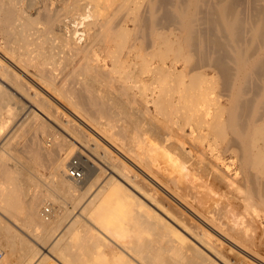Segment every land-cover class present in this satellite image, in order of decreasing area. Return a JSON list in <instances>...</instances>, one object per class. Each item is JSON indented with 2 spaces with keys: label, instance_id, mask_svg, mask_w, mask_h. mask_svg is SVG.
Returning a JSON list of instances; mask_svg holds the SVG:
<instances>
[{
  "label": "bare ground",
  "instance_id": "obj_1",
  "mask_svg": "<svg viewBox=\"0 0 264 264\" xmlns=\"http://www.w3.org/2000/svg\"><path fill=\"white\" fill-rule=\"evenodd\" d=\"M49 1L0 0V201L9 207L0 205V213L14 217L25 201L22 226L42 231L39 242L28 235L29 242L0 217V264H264V221L256 217L258 208L264 213V0H152L136 8L132 41L113 21L119 0ZM166 26L173 38L152 36ZM105 30L113 34L105 47L112 67L127 63L146 76L99 93L109 64L94 60L92 50ZM122 47L128 51L118 55ZM168 50L184 54L183 69L164 57ZM25 76L73 114L95 107L93 122L107 114L126 122L120 134L87 123L99 139L91 136L92 156L78 158L82 179L68 170L74 140L89 143V135L78 122L58 123L57 102L33 92ZM139 89L163 116L186 100L189 120H215L218 134H203L200 125L189 134H127L135 120L124 118L130 112L121 98L135 100ZM19 150L26 153L16 156ZM32 160L50 169V181ZM44 192L53 202L45 203Z\"/></svg>",
  "mask_w": 264,
  "mask_h": 264
},
{
  "label": "rangeland",
  "instance_id": "obj_2",
  "mask_svg": "<svg viewBox=\"0 0 264 264\" xmlns=\"http://www.w3.org/2000/svg\"><path fill=\"white\" fill-rule=\"evenodd\" d=\"M51 1V2H50ZM49 2H50V6L52 5L53 7H58V6H60V4H61V2H58V0L56 1V0H50ZM53 1V2H52ZM60 1V0H59ZM123 1V2H122ZM151 1L152 0H119V2H121L120 3V5L122 6H120L119 7V9L115 12V14L113 15V21L114 22H118L117 23V25H116V30H119V29H121V28H127L128 30H129V33H128V35H127V39L129 40V41H132L133 40V38H135V36H137L138 34H137V30H136V25H135V21H134V16H135V13H136V8L140 11V12H142V11H144V9L146 8V7H148L149 8V4H151ZM139 2V3H138ZM155 2L156 3H159L158 2V0H155ZM147 3H148V5H147ZM56 4V5H55ZM146 4V5H145ZM40 5V4H39ZM159 5V4H158ZM138 7H140V8H138ZM141 9V10H140ZM83 10V9H82ZM81 10V11H82ZM30 11H32V12H30V13H33V14H36V11L34 10V9H31ZM81 11H79V12H81ZM147 13H150L149 12V10H148V12ZM66 14H68L67 12H62V17H60V20H61V18H65V17H67L66 16ZM130 14H133V15H130ZM59 24H60V22H59ZM40 26H43L42 24L40 25ZM156 29V30H155ZM155 29L153 28L150 32L152 33V36H160V35H162V36H164V37H170V38H173L174 37V34H173V32H175V29H174V27H172V26H166V27H155ZM115 30V31H116ZM154 31V32H153ZM135 35V36H134ZM1 36L2 35H0V43H3V39L1 38ZM111 37H113V34L112 33H109V31L108 30H105L104 32H103V34L101 35V37H100V39H99V41L101 40V44L98 46V44H97V46L92 50L93 52H92V54H93V58H94V60H96L95 58H97V60L101 63H103V61L104 62H107L108 64H109V67L107 68V74H108V76L110 77L109 78V81L108 82H106V81H104L103 83V85H100V84H96L95 85V89H97V91L99 92V93H101L102 91H101V89H103V87H105L106 89H109V88H111V86H126V87H128V86H134L135 85V83H134V81L135 80H141L144 76H146L145 75V71H140V73H137V74H135V73H132V70H135V69H133V66L132 67H130V65L129 64H125L124 66H118L117 68H114V67H112V60L110 59V58H108L107 57V55L109 54V51H107V50H105L106 48V44L108 45V43L112 40L111 39ZM44 38V37H43ZM103 44V45H102ZM123 51V52H122ZM128 50H127V47H122L120 50H118V51H116L117 52V54H118V52H119V54L118 55H120L121 53H122V55L124 54V53H126ZM96 52V53H95ZM166 53V54H165ZM164 53V57L165 58H167V60H168V62L169 61H171L172 59H174V58H176V55L173 53V52H170L169 50H168V53L167 52H165ZM100 54V55H99ZM95 56V57H94ZM98 56V57H97ZM167 56V57H166ZM181 56V57H180ZM180 56L179 57H177L176 59H178L179 60V66H180V69H183V66H184V64H185V59H184V54H180ZM102 57V58H101ZM0 59H2V58H0ZM183 59V60H182ZM4 60V59H3ZM103 60V61H102ZM156 60L158 61V57H156ZM181 60V61H180ZM98 61H96V62H98ZM95 62V61H94ZM79 64H80V61H79ZM128 65V66H127ZM113 68V69H112ZM113 70H115V71H113ZM131 74H133V75H131ZM135 74V75H134ZM138 74H140V75H138ZM26 77V76H25ZM137 77V78H136ZM27 79V82L29 83V85L31 86V88H32V90H33V92L34 91H36V88L38 89L37 91H39L40 93H41V95H45V96H47V97H52V96H50V94H48L45 90H42V88L40 87V86H38V85H35L36 83L34 82V81H32V79H30V77H29V79H28V77H26ZM135 78V79H134ZM116 81V82H115ZM33 83V84H32ZM35 83V84H34ZM112 84V85H111ZM137 84H140V82L139 83H137ZM109 88H108V87ZM164 86V85H163ZM38 87H40V88H38ZM40 89V90H39ZM110 90V89H109ZM137 93H138V96L136 97V99L138 100H131L130 98H129V100L130 101H132L130 104L132 105L131 106V109H132V111H134V113L132 114L131 113V109H130V104H129V100L127 99L128 98V96H126L125 94H124V96H123V98H121V96L120 95H122V94H119L118 92H116V93H114L115 95H117V96H119L120 98H121V100L123 101V102H125L126 103V101H127V103L125 104V106H124V108L123 109H125V112H126V110L128 111V112H130V113H128V115H126V116H124V118L126 119L127 117H129V118H131V119H134L135 120V123H134V127L133 128H130V131L128 130L127 131V134H148L149 136H152L151 134H189V132H190V130H191V128L193 127V125H195L194 127H196L197 128V126H199L198 128L201 130V127L203 126V128L204 129H202L201 130V132H203V134H215L216 132H215V130H214V132H212L213 131V126H215V124H216V121L215 120H211V119H209L210 120V122L208 123V125H207V123H205V125H204V123H199L198 125H197V123H198V121L199 120H197V123H196V120H194V119H192V120H189L190 118V116H188V114L187 113H185V112H187L188 111V109H189V107H188V105L187 104H189L186 100H185V102H184V100H182L181 101V103H180V105H170L169 104V107L167 108V107H165L164 108V110L165 111H167V109H168V111H170L169 113L168 112H166L167 114H169L168 116L167 115H164L163 116V111H160V110H158V109H156V107L153 105V104H151V103H147L146 102V99L142 96L143 94H142V91L139 89V90H135ZM174 91V90H173ZM173 91H169V94H170V92L172 93ZM42 92H43V94H42ZM214 92H217V88L215 89V91ZM168 97H170V95L169 96H167V101H170L169 100V98ZM176 97H177V94H175L174 95V98H173V100L175 101L176 100ZM52 101H53V103H54V105H56L54 108H55V116H56V118H57V122L59 123V121H61V122H66L67 120V122H66V124L68 123V122H70V123H73L74 124V122H75V124L77 123V124H79V127H82L83 128V130H82V128H81V130L83 131V133H84V130H85V134H88L89 135V137L87 138L88 139V141H89V143H79L78 141H80V140H78L77 142H76V140H74V143L79 147V148H81V152L80 151H78V148H77V146H76V151L74 152V155H72V158H79L80 157V155L81 156H83V157H88L89 156V146L92 144V140H91V136H92V139L95 137L96 139L98 138V136L96 135L97 133H95L96 131H94L90 126L88 127V125H87V123L88 124H90L91 126H95L96 127V124H98L97 126H102V128H104L105 129V134H120V131H119V129H118V127L119 126H126L127 124H126V122H124V120L123 121H117L116 120V122H115V117L116 116H114V114H107V117H105V118H100V120L98 121V122H93L91 119L93 118V116L92 115H95V116H97L98 114H93V113H96V108L95 107H92V109H91V112H93V113H91L90 111V113L92 114H84V112L80 109V108H77V109H74V108H72L73 110H74V112L75 113H77V115L76 114H73V113H71L70 112V110H68L67 108H66V106H64V105H62L60 102H57V100L54 98V97H52V98H50ZM125 100V101H124ZM141 100V101H140ZM108 101H110V100H108ZM55 102H57L56 104H55ZM63 103H65V105H67V106H70L69 104H66V102H63ZM169 103V102H168ZM168 103H167V105H168ZM184 103H185V105H187V110H185L186 108V106L184 107ZM127 104H128V106H127ZM138 104V105H137ZM141 104V105H140ZM143 105V106H142ZM181 105H183V106H181ZM58 106H60L59 108H58ZM171 106L172 107H174L173 109H175V108H177V106L180 108V106L182 107V108H180V110L179 109H175L174 111H180V112H177V115L178 116H180V117H182V118H180V117H178L176 114H173V110H172V108H171ZM65 107V108H64ZM143 107V108H142ZM118 109V107L117 106H115V108L114 109ZM185 108V109H184ZM60 110V112H58L59 110ZM116 109V110H117ZM139 109H140V111H139ZM146 109H149L148 110V112L147 111H145ZM69 112H68V111ZM136 111V112H135ZM141 111H142V113H141ZM173 111V112H172ZM64 112V113H63ZM60 113H61V115H60ZM68 113V114H67ZM143 114V115H141L142 117L140 118V116L138 117V115H134V114ZM165 112H164V114H166ZM170 113H172L173 114V116H172V114H170ZM176 113V112H175ZM182 113H184V114H182V116H181V114ZM62 114H64V115H62ZM187 114V115H186ZM74 117H73V116ZM77 117H76V116ZM79 115H81V116H79ZM111 115H112V117H111ZM170 115H171V118H170ZM174 115H176V117H174ZM70 116H72V117H70ZM78 116H79V119H78ZM135 116H137V118H139V119H137ZM62 117V118H61ZM76 117V118H75ZM81 117V118H80ZM82 117H83V119L84 120H86L87 122L85 123V121H83V120H81L82 119ZM88 117H90L91 119L89 120L88 119ZM67 118H71L70 120L69 119H67ZM137 119V121L138 120H140L138 123H137V127L135 126L136 125V119ZM59 119V120H58ZM62 119V120H61ZM88 119V120H87ZM93 119H95V117L93 118ZM171 119V120H170ZM73 120V121H72ZM102 120V121H101ZM111 120V121H110ZM150 120V122H148ZM175 120H178L176 123H175ZM151 121H152V123H151ZM160 123H159V122ZM215 121V124L213 123ZM83 124H82V123ZM172 122V123H171ZM156 123V124H155ZM159 123V124H158ZM190 123V124H189ZM212 123V124H211ZM76 124V125H77ZM114 124V125H113ZM121 124V125H120ZM154 124V125H153ZM172 124V125H171ZM181 124H182V126H184L185 127V132L183 133L182 132V129H181ZM191 124H192V126H191ZM210 124L212 125L210 128H209V126H210ZM105 125V126H104ZM156 125H159L160 126V128H159V126H157L156 127ZM164 127L165 128V126H169V127H166V130H164V129H162V131H161V128L162 127ZM208 126V127H207ZM207 127V128H206ZM89 128H91V129H89ZM153 128V129H152ZM155 128V129H154ZM157 128H158V130H157ZM96 129V128H95ZM154 130V131H153ZM156 130V131H155ZM200 130H198L197 129V131L196 132H194L193 134H200ZM210 130H211V132H210ZM87 132V133H86ZM129 132V133H128ZM164 132V133H163ZM225 132H226V134H231V132L229 131V130H225ZM94 134V135H93ZM216 134H218V133H216ZM154 136V135H153ZM49 137H47L46 136V134H45V137H44V140H47ZM99 139V138H98ZM89 144V145H88ZM87 146V147H86ZM198 148V147H197ZM88 149V150H87ZM78 151V152H77ZM18 152L20 153V154H22V155H20V154H18ZM194 152H196V150H194ZM26 152H23V151H17V153H16V156H17V154L18 155H20V156H23V154H25ZM78 153H79V155H78ZM83 154V155H82ZM91 155V154H90ZM92 156V155H91ZM19 157V156H18ZM72 158H71V160H72ZM70 160V161H71ZM80 162V167H81V162L82 161H79ZM32 163H33V166H34V170L36 171V172H38L42 177H44L45 178V181H50V169L48 168V167H46V166H42L40 163H39V161H37V160H32ZM39 163V164H38ZM186 164H184L183 163V166L185 165V167L184 168H181L180 169V172H181V174H183L184 176L185 175H187V169L189 168V167H186V166H191V163H189V162H185ZM193 167V166H192ZM47 168V169H46ZM187 168V169H186ZM184 169V170H183ZM37 173V174H38ZM0 181H3L1 178H0ZM44 194V198H45V203H47L48 201L49 202H53L51 199H49L48 197H47V192H44L43 193ZM2 196L4 195V193H2L1 194ZM1 196V197H2ZM45 203L41 206V208L45 205ZM55 205H56V203H54ZM0 205L3 207H7L8 208V210H9V207L7 206V203L5 202V201H3V200H1L0 201ZM26 207V202L25 201H23V202H21V203H19L17 206H15L14 207V209H12L13 211H14V213H15V211H16V217L14 216V217H10V214H8L7 212H4L3 210H1V212L2 213H5V215L8 217V218H10L15 224H17V226H19L21 229H22V232H21V230L19 229V228H17V226L15 227L14 226V224H12V222L11 221H6V217L2 214V213H0V217L1 218H3V219H5L4 221L6 222V223H8V222H10L11 223V225L9 226L10 227V231L14 234V231H15V234L17 233V235H21V236H23L27 241H29L30 242V237L29 236H31V237H33L35 240H37L38 241V238L36 237V235L38 234V235H40L41 233H42V231H41V229H39L38 227H32V226H22V224H23V222H24V219L26 218V219H28L27 217H26V213H25V208ZM262 209V208H261ZM260 208H258L257 210H256V217H257V219H259V220H263L264 221V213H263V211L261 212L260 210H261ZM7 213V214H6ZM25 215V216H24ZM259 215H260V217H259ZM19 218H20V220H19ZM24 218V219H23ZM8 220V219H7ZM23 220V221H22ZM18 221V222H17ZM21 221V222H20ZM25 222H27L26 220H25ZM24 222V224L23 225H26V223ZM27 224H28V222H27ZM22 227H24V228H22ZM28 229V231H27V229ZM106 228H109V226H106ZM38 230L37 232L36 231H34V230ZM40 230V231H39ZM31 231V232H30ZM259 231H261V230H259ZM25 232V233H24ZM33 232H35V233H33ZM30 233H33V234H30ZM29 235V236H28ZM33 235V236H32ZM35 236V237H34ZM262 237H264V235H262ZM73 243L75 244L76 243V241L77 240H75V239H77L76 238V236H73ZM39 242V241H38ZM3 243H4V240L2 241V238L0 239V247H4V246H6V244L4 243V245H3ZM17 246H19V244H17ZM263 246V245H262ZM261 246V247H262ZM264 247V246H263ZM261 248V249H263V251H264V248ZM6 248V247H5ZM19 248H20V246H19ZM7 250H9V249H7ZM58 253V252H57ZM57 253H55L54 252V254H56V255H58L59 256V253L57 254ZM55 255V256H56ZM57 257V256H56ZM57 258H60V256L59 257H57ZM13 259H15L14 257H13ZM249 261H251V262H253L252 260H250L249 259Z\"/></svg>",
  "mask_w": 264,
  "mask_h": 264
},
{
  "label": "built area",
  "instance_id": "obj_3",
  "mask_svg": "<svg viewBox=\"0 0 264 264\" xmlns=\"http://www.w3.org/2000/svg\"><path fill=\"white\" fill-rule=\"evenodd\" d=\"M69 176L73 179H82L84 177V170L80 167V162L78 158H73L70 161V166H69ZM3 256V250L0 247V260Z\"/></svg>",
  "mask_w": 264,
  "mask_h": 264
}]
</instances>
